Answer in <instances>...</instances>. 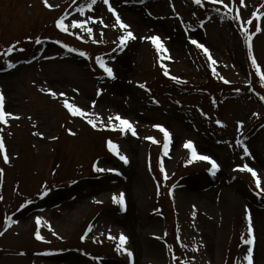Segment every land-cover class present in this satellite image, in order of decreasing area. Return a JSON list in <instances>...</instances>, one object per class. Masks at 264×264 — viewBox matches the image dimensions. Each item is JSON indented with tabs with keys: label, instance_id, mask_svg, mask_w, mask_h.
Returning a JSON list of instances; mask_svg holds the SVG:
<instances>
[{
	"label": "rangeland",
	"instance_id": "rangeland-1",
	"mask_svg": "<svg viewBox=\"0 0 264 264\" xmlns=\"http://www.w3.org/2000/svg\"><path fill=\"white\" fill-rule=\"evenodd\" d=\"M109 2L137 37L122 49L123 30L112 26L104 0L92 9L89 0H48L51 8L44 0H0V91L12 114L0 121L9 157L0 150V264H247L249 247L253 264H264V194L238 170L247 163L264 187V82L250 60L254 54L264 70V0H224L231 12L211 0ZM61 16L67 33L55 26ZM74 19L88 20L92 35L72 28ZM242 26L255 33L251 52ZM151 35L167 53L142 39ZM65 99L94 113L97 127L73 116ZM116 114L136 136L100 125ZM157 124L171 134L167 150ZM109 139L129 163L108 149ZM188 140L217 161L215 175L207 161L189 163ZM120 192L126 210L112 200ZM121 233L132 256L116 250Z\"/></svg>",
	"mask_w": 264,
	"mask_h": 264
},
{
	"label": "snow or ice",
	"instance_id": "snow-or-ice-1",
	"mask_svg": "<svg viewBox=\"0 0 264 264\" xmlns=\"http://www.w3.org/2000/svg\"><path fill=\"white\" fill-rule=\"evenodd\" d=\"M75 2V0H74ZM194 2L197 5H200L202 3V0H194ZM211 2L213 4H223L224 8L228 9L229 12L232 11V8L229 7V4L225 3L224 0H211ZM44 3L47 7L51 8L52 5L48 3V0H44ZM97 3V0H89V3L87 4V9H92L93 6ZM104 3L108 6L109 11L114 15L115 20L112 24L113 27H118L120 29L123 30V34L119 36V43H118V47H120L121 49L127 46V43L131 40H135L137 37L136 35L133 33V31L130 29V26L128 24H126L122 19L121 16L119 15V13L116 11L115 8L112 7L111 3L109 2V0H104ZM240 5L243 6L244 5V0H240ZM264 7V6H262ZM85 7H80L78 8V12H85ZM236 16H233V19H238L239 18V8L236 9ZM253 18L255 19H259V17L254 16ZM65 16H61L57 21V27L64 31V32H69V27L68 25L65 23ZM71 27L72 28H81L83 29L85 32H87L89 35H92L93 33V29L91 27H88V20H84V21H80L79 19H74L71 22ZM100 23H103V21L101 20ZM248 25H251L252 20L249 19L246 22ZM104 27H108V25H104ZM242 30L245 33V37H246V42H247V46L249 51L251 52L252 50V40H253V35L255 33H252L249 31L248 27H243L242 26ZM257 32L260 31V28L257 27L256 29ZM100 35H103V32L100 33ZM31 39V38H30ZM142 39L145 40H150L156 47L157 51L161 54L167 53L168 49L164 46V44L161 41L160 36L158 35H151V36H146V37H142ZM18 43V42H17ZM36 43H41V41L39 39L36 40ZM59 43V41H58ZM191 43L193 45H197L199 48H201L205 53H209L208 48L205 47L204 44L202 43H198V41L196 39H192ZM65 48H69L70 51H76V49L74 48H70L69 45L65 44L64 45ZM15 48V45L10 46L9 48V53H11V51ZM21 51H23V49H21ZM81 56H85L86 53L85 52H80L79 53ZM170 58V57H169ZM209 60H211L212 64L215 65L216 61L214 59H212L211 55L209 54L208 56ZM250 60H251V64L252 66L256 69V72L259 74L260 79L262 82H264V70H262L261 65L257 62V58L254 54H252L250 56ZM96 63H98L99 67L101 69H103L104 73L112 79H115V75H114V71L111 67L107 66V63L105 61V59L102 56H98L96 57ZM9 66L11 67H15L14 63H11V61L9 62ZM213 71L215 72V69H213ZM165 75H168V71L165 69L164 72ZM173 79L177 80L178 83H182L183 81H180L177 77H172ZM225 83H228L227 80L224 81ZM139 87L144 88L146 87L145 84H140ZM98 94H102V90H100L98 92ZM52 95H56V93H52ZM61 96H64V93H60ZM261 99H264V97H261ZM5 98L4 95L2 93V91H0V121H3L4 124L8 123V119L9 117L12 116V114L10 112H6L5 109ZM65 103V107L71 112V114L75 117H82L84 119L87 120V123L90 124L93 128L97 127V121H98V117L92 113V112H86L84 111L82 108L77 107L74 103H69L67 99H65L64 101ZM92 107H95V102H93ZM16 119H19V117H14ZM114 121H117V123H114ZM217 123H220V121H217ZM100 125L102 127L105 128H111V130H120L121 132L127 133L128 131L131 132V134L133 136L137 135L136 129L133 126L132 123L129 122V120L122 118L119 114H116L114 116H109L108 117V123L104 124L102 120H100ZM240 126L242 127V122H240ZM154 127L158 128L160 131H162L165 135V139H166V143L164 144V148L165 150L168 149L169 147V143L171 142V134L168 132L167 129L163 128L162 125H154ZM71 131V130H69ZM71 134H75V133H71ZM55 139V138H53ZM146 139H151L153 140V142H156L155 139L153 137H146ZM238 144L243 145V151L244 154L246 156H251V153L248 149V147L246 145L243 144V141L237 140ZM186 149L190 150L191 153V159L189 160V163L192 162V160H200V161H207L209 162V164L211 165L210 171L212 172L213 175L216 174V172L219 170V164L217 163V161L215 159H213L212 157L208 156V155H201L197 152L196 147L193 143L192 140H188L186 143H184L183 145ZM107 147L108 149L115 154L123 163L127 164L129 163L128 157L124 154H121L120 152V148L119 145L114 143L111 139H109L107 141ZM0 150L4 151V155H3V159L5 160V162H7L9 160L7 151L5 149V143H4V139L3 136H0ZM95 171L97 172H104V171H108V172H115L117 171L116 169H103L98 167L97 165H94ZM238 170L239 171H245L248 172L252 175V177L255 180V185L256 188L259 190L257 192V195H261L264 194V187H261L262 181L261 178L257 172L256 169L250 167L247 163H243L242 165L238 166ZM3 173V169H0V174ZM165 179H167V174L165 173ZM75 182V181H74ZM50 191V189H47V186H45V191L42 193L44 196L48 195V192ZM3 197L0 196V200H2ZM112 200L114 203L119 204L122 206V208L124 210H126V197H125V193L120 192L118 195L117 194H113L112 196ZM195 215V213H194ZM248 219V232L252 233L253 232V228H252V218H251V214L249 213L247 216ZM7 221L9 223V226H11L12 223H14L15 221L12 220L11 217L7 218ZM42 222V218L41 217H37L36 218V223L39 226ZM92 230L91 226H89L88 231L90 232ZM4 235V232H0V236ZM36 238L39 240H43V236H41L39 230L36 231L35 233ZM109 239L111 240H117L116 236H112L109 233L108 236ZM127 236H125L123 233L119 234L118 237V243L116 245V250L117 251H124L127 252V254L129 256H132V253L130 251H128V249L125 247L126 243H127ZM246 244L248 245H252L254 243V237L252 239H247L245 241ZM175 259V257H174ZM246 260H247V264H253V253H252V248L249 247L248 251H247V255H246Z\"/></svg>",
	"mask_w": 264,
	"mask_h": 264
}]
</instances>
